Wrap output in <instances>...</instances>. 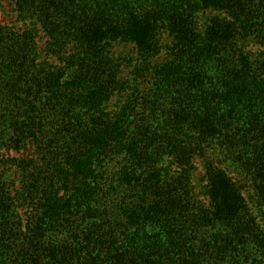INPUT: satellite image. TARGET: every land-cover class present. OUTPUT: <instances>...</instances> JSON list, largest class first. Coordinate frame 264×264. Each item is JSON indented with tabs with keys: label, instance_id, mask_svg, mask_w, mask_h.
I'll return each instance as SVG.
<instances>
[{
	"label": "trees",
	"instance_id": "1",
	"mask_svg": "<svg viewBox=\"0 0 264 264\" xmlns=\"http://www.w3.org/2000/svg\"><path fill=\"white\" fill-rule=\"evenodd\" d=\"M11 1L27 27L0 29V264H212L213 238L250 236L234 259L264 264L243 191L264 214V0ZM210 8L229 17L202 31ZM122 43L148 85L121 78ZM213 139L243 183L211 164L202 203Z\"/></svg>",
	"mask_w": 264,
	"mask_h": 264
},
{
	"label": "rangeland",
	"instance_id": "2",
	"mask_svg": "<svg viewBox=\"0 0 264 264\" xmlns=\"http://www.w3.org/2000/svg\"><path fill=\"white\" fill-rule=\"evenodd\" d=\"M217 17L225 18L229 17V15L225 11L215 8L203 10L198 17L200 29L202 31H205L211 24V20ZM26 27V24L21 21L18 12L16 11L15 4L11 0H0V29L5 28L12 32H23L26 30ZM47 40L48 38L44 33L38 34V47L39 51L42 52L43 56H45ZM161 40L163 43L170 44L172 38H170L167 34H164L163 32ZM240 44L246 52H252L254 55L259 52L260 44H258L254 40H241ZM135 48L136 47L134 44L127 43H122L119 45L117 44L115 46L114 51L117 52V55L123 56L122 58L125 59L122 67L123 72L121 78L124 80V82L132 81L133 83H142L143 85H148V81L152 76V74L150 75L152 71H144L142 74L136 72L135 65L140 63L138 58L140 56L137 55V51ZM163 57H165V53L154 57L152 59V65H154L159 60V58ZM147 60L149 62L151 61L150 58H147ZM121 101V97L116 96L111 102L110 109H116ZM221 151L222 147L219 142V139H213L210 142L205 143L204 149L199 150L195 155V162L197 165V169L194 172L193 182L194 186H196L195 197L198 201L202 203L209 202V197L207 195V168L211 166V164H216L218 166L220 165L219 167L221 169H224L237 185H241L243 183L242 177L229 168L225 155H218V153H220ZM243 191L247 199L246 202L249 205L248 207L256 218L259 233L264 234V214L260 212L257 203L258 199L252 193V190L250 188H248L247 191L243 188ZM208 236H210V234H208ZM226 239L227 237L223 238L217 243L213 238L216 250L213 248L214 259L212 261V264H239L238 261L235 259L240 257V255H242L243 257H248V259L252 260V254H255L257 252V246L254 245V241L251 236L246 238L242 242V245H239L238 243L230 244L229 241H227ZM216 246H219V249ZM217 249L220 251H217Z\"/></svg>",
	"mask_w": 264,
	"mask_h": 264
}]
</instances>
